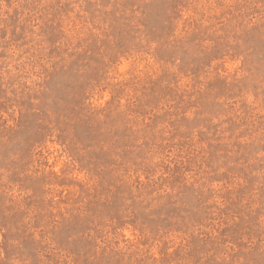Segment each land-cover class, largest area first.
<instances>
[{
	"label": "rangeland",
	"instance_id": "obj_1",
	"mask_svg": "<svg viewBox=\"0 0 264 264\" xmlns=\"http://www.w3.org/2000/svg\"><path fill=\"white\" fill-rule=\"evenodd\" d=\"M0 264H264V0H0Z\"/></svg>",
	"mask_w": 264,
	"mask_h": 264
}]
</instances>
